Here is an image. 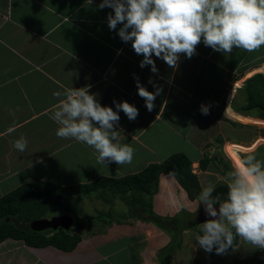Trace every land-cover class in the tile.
<instances>
[{
    "label": "crops",
    "instance_id": "1",
    "mask_svg": "<svg viewBox=\"0 0 264 264\" xmlns=\"http://www.w3.org/2000/svg\"><path fill=\"white\" fill-rule=\"evenodd\" d=\"M100 2L101 0H0V198L3 192L10 190L3 189L6 183L15 177L17 183H21L20 180L27 174L28 179H24L28 180L26 183L47 180L67 186L83 181V178L76 177V172L71 180L60 174L61 171H66L68 162L72 161L81 162L80 170L90 181L101 176L118 178L138 173L151 163L160 162L172 153L182 152L179 148L164 150L166 147L170 149L167 141L178 135V132L185 133L182 137L186 147L189 145L201 154L200 157L195 155L191 158L193 166L199 167V161L205 154L209 155L211 146L214 149L213 144L216 143L217 146L225 143L224 150L232 161L236 159L237 153L230 146L246 144V141H235L234 137L229 139L223 132L236 128L235 123L238 121L258 125L257 119L264 120L259 115H249L239 110H236V114H240L238 117L230 114L235 111L233 105L241 106V98L237 96L245 81L255 74H264V46L254 52L234 48L232 53L223 54L201 42L196 54L190 59L183 55L180 57L176 69L153 57L159 69L158 74H153L150 66L140 67L143 56L135 53L131 42L125 43L120 39L118 30L122 25L118 24L116 30L109 28L107 16L113 10L107 7L100 9ZM133 74L151 92H155V88L148 83L149 77L162 88L151 112L147 110L144 99L138 95ZM243 76L247 77L244 82H233ZM226 84H230L228 98V92L225 96L222 94ZM205 85L207 91H202ZM84 86H89L90 93L96 95L102 106H110L116 110L113 103L115 100L127 101L137 107L139 115L133 121L120 111L117 125L121 142L131 145L135 150L130 164H99L97 153L92 147L75 139L57 137L58 125L50 118L53 105L58 103L54 93ZM174 97H177L176 101H173ZM211 101H215L213 106ZM243 101L245 103L244 99ZM221 103L224 104L223 114H219L221 109L218 113L216 109L212 113ZM202 104L209 106V115L202 114ZM191 129L193 135H189ZM223 129L225 131L222 132ZM21 134L28 141L23 153L13 147L14 140L19 139ZM257 138L246 144L252 148L245 150V154H249L259 141H264L262 135ZM206 145L209 146L207 150L204 149ZM60 159L62 161L58 173H49L48 162ZM92 162L95 164L92 165ZM87 164L90 166H85ZM171 187L175 188L177 196L178 193L183 194L181 200L178 198L179 205L192 204L193 200L188 198V193L176 178L162 173L158 191L153 196L152 213L163 210L160 213L166 215L165 211L168 210H164L165 206L169 210L173 205L176 206L171 198ZM163 194L168 198H163ZM117 198L122 200L121 196ZM127 207L129 210L123 213L116 211L119 216L116 219L123 221L131 219L129 216H137L136 220L141 222L130 225L131 228L128 229L139 228L148 240L155 241L153 250H142L138 261L153 264L156 252L161 249L157 244L161 229L154 227L152 222L142 221L153 220L152 217L146 218L133 211L141 207ZM115 223L114 219L110 230L112 232L109 233L108 230L106 236L108 240L113 239L116 232H125L120 223ZM186 228L190 230L184 227L183 234L187 233ZM82 241L83 238L77 246ZM187 244L193 245L187 256L178 249L181 246L175 245L167 255L171 256L170 263L166 257L165 263L264 264V254L261 253L263 250L255 249L240 238L235 245L237 248L223 255L208 256L196 244L195 238ZM74 250L65 251L53 245L34 247L23 240L7 238L0 243V264H64ZM149 257L151 261H148Z\"/></svg>",
    "mask_w": 264,
    "mask_h": 264
},
{
    "label": "clouds",
    "instance_id": "2",
    "mask_svg": "<svg viewBox=\"0 0 264 264\" xmlns=\"http://www.w3.org/2000/svg\"><path fill=\"white\" fill-rule=\"evenodd\" d=\"M98 7L113 10L107 16L109 28L116 30L122 25L120 39L131 42L135 53L143 56L140 67L150 66L153 74L159 72L153 57L176 69L180 57L190 59L201 42L223 54L232 53L234 48L254 52L264 46V0H101ZM133 75L138 95L151 112L162 88L149 77L148 83L155 88L151 92ZM54 96L58 103L53 105L50 118L58 125L57 137L92 147L99 164L132 162L135 150L121 142L117 125L120 111L130 121L137 118L135 105L113 100L116 110L102 106L89 86L66 88ZM201 112L209 115V106L202 104ZM27 145L23 134L13 142L21 153ZM240 154L225 177L226 197L214 195L213 183L198 195L210 218L199 224L195 242L206 253L226 254L237 248V238L264 250V160L255 154Z\"/></svg>",
    "mask_w": 264,
    "mask_h": 264
},
{
    "label": "rangeland",
    "instance_id": "3",
    "mask_svg": "<svg viewBox=\"0 0 264 264\" xmlns=\"http://www.w3.org/2000/svg\"><path fill=\"white\" fill-rule=\"evenodd\" d=\"M245 78H247V77L243 76L242 79H239V80H236L233 82H236V83L242 82L243 80H246ZM230 84H231V82H230ZM230 84H226V86L223 87V91H222V94H224V96L228 92L227 98L229 95ZM260 86H261V84H260ZM254 89L256 91V88H254ZM202 91H207L206 85L202 89ZM257 92H260V93L262 92V94H260V96L264 97V90H258V91H256V93ZM237 97L241 98V100H240L241 106H245L247 103V100H246L245 93L242 92V89H241L240 95ZM243 99L245 100V103H244ZM176 100H177V97H174L173 101H176ZM226 101H227V99L224 102L226 103ZM214 102L215 101L210 102L211 106L214 105ZM216 107L214 108L212 113L215 112V109H216L217 113L221 109L219 114L220 113L223 114L224 111L222 109L224 108V104H222V103L219 104L220 108L219 107L216 108ZM233 107H234L235 111H233L230 114L238 117L240 114H236V112H237L236 111L237 109L235 108L236 106L233 105ZM239 111H241V110H239ZM259 112H261L259 108H255V109H252V110L247 111V112L244 111V113H247L249 115H254V116L255 115L258 116ZM244 118H246L245 115H244ZM203 119H205V118H203ZM257 121L259 122L258 125L254 124V123H250L252 125H249V124H245V123L238 121L235 123V127L237 129L231 128L233 130H230V131L226 130V132H223V131H225V129H223L222 132L225 136L230 137L229 139H232L231 137H234L235 141L240 142L242 139L243 141L244 140L246 141L245 142L246 144H250L252 141H255L257 137L260 138L261 135L264 137V120L257 119ZM202 124L204 125L203 122H202ZM238 124L240 126H238ZM198 131H201V129H198ZM178 133H179L178 135H174V137L171 140L167 141L168 142L167 146L170 149H168L166 147V148H164V150L172 151V149H178L179 148V149H182V152L187 154L190 158H192L195 155L200 157V155H201L200 152L190 148L189 145H188V147L185 146V142L183 141L184 138L182 137L183 135H185V133L184 132L183 133L178 132ZM192 133H193V131L191 129V132L189 133V135H193ZM213 141L215 143V139ZM219 143H221V141H219ZM216 144H213L214 149H212V146H211L210 152H208L209 155L211 154V156H209L208 154H205L203 157V158H205V156H208L209 158H211V160L209 162H207L206 168L200 167V164H199V167L197 165H195V166H193V164L191 165L192 172H195V174H196V177L192 179L193 190L189 191L186 188H184V187L183 188L185 189V192L188 193L187 194L188 198L191 199V201L193 200L192 204L182 205V206L179 205L178 204V198H179V200H181V198H182L181 195L183 196V194L178 193V196H177V194H175V192H174L175 188L171 187V190L173 191L171 193V195H172L171 198L176 203V206L173 205V208L170 210L168 209L167 206H165L164 210H168V211H165L166 215H164L163 213H160V211H163V210H155L156 212H153L154 213L153 214L152 213V207H154V206L145 207L147 210L151 211L149 213L147 212L146 209H142V208L141 209H139V208L133 209V211H135V213H137V214L144 215V216H146V218L147 217L153 218V220H151V219L142 220L143 222H145V223L152 222L154 227L157 226L158 228L161 229L160 230L161 233L159 235L161 237L158 238L159 242H157V244L160 245V246L159 245L158 246L161 249L160 250L158 249L159 251L156 252V254H155L156 257L152 260L153 264H166L165 263V257L167 258V261L170 263L171 256L170 255L167 256V255L169 253V250H173L174 246L178 245L177 242L180 243L179 247L181 246L178 249H180L181 253L184 252L183 254L185 256H187L188 251L193 247L192 244L188 245L187 242L193 241V238H195V235L198 232V226L200 223H198V224L194 223V226H192L191 228L188 227V229H190V230H187V228H186V230H187L186 234H183V232L181 231V235L178 232L179 227L185 225L186 222H189V221L193 220V218L197 217V214H198L199 209L201 207V205L199 204V201H198V195L201 192L202 188L204 186H206L208 183H213L216 186L221 185L222 183H225V177H226L227 172L229 171L228 167L230 166V163L227 160V158H229V157H228V155L227 156L224 155L225 154L224 153L225 143L219 144V146H217ZM246 144L238 143V145L230 146V148L233 147V149L237 153L236 159L231 161L232 166H233L234 162L236 160L240 159V157L242 156L240 154V152L243 154L242 150H244V153H245V150H250L252 148L251 145H246ZM208 147L209 146L206 145L204 149L207 150ZM250 153L255 154L257 159L264 160V141H262V140L259 141V143L255 146V148L250 151ZM246 154H248V153H246ZM214 157H216V158H214ZM163 160H164V158L162 159V161ZM61 161H62V159H60L59 161H56V162H50L49 161L48 164L50 166L48 165V168H47L48 172L49 173H54V172L58 173ZM162 161H160V162H162ZM65 164H66V162H65ZM94 164H95V162H92V165H94ZM63 165H62L61 169L63 168ZM80 166H81V162H79V161L68 162L67 167H66V171L65 172L61 171L60 174L63 177L67 178L68 180H71L74 178V175L76 172L77 178H79V179L83 178V181L76 183L77 185L88 184V183H90V182H92L98 178V177L95 179L92 178L94 180H91V181L87 180L88 177L83 175L82 171L80 170ZM85 166L89 167L90 165L88 166V164H87ZM200 168H201V170H200ZM28 175L29 174L24 175L22 180H20L21 183H17L18 182L17 177H15V179H13L12 181L6 183L3 186V189H10V190L7 192H3L2 195L10 193L14 189H16L19 186H21L22 184L26 183L28 180H24V179L25 178L28 179ZM51 179L53 180V178H51ZM61 181H64V180L61 179ZM64 182H66V181H64ZM80 194H81L80 195L81 197L79 198L78 202H76V204H74L71 200L70 201L68 200V201H64L63 205H58L54 208L56 211L58 210V212L64 211V212L71 213L74 215V225L71 227V229H68V232H70V230H71V232H79V234L83 238V241L78 246H76L77 248L75 247L74 248L75 250L68 255L67 261L64 264H144L143 262H141V260L138 261V258H141V257H139V254L144 249L152 251L153 247H154L153 243H155V241H153L152 239L148 240L147 237H145V235L143 233H141L139 228H134L133 230L128 229V228H131V226L134 225L136 222H138V223L141 222V221L136 220L137 216H129V218H131V219H129V220L123 219V221L122 220L118 221L117 219H115L116 223H120L122 225L121 228H124L125 232L121 231L123 234L116 232L115 234H113L114 238L113 239L109 238V240L106 236H107L108 230H109V233L112 232V231H110L113 227V226H111L112 223L109 226H106L104 224V221H101V220L100 221L99 220H95V221L85 220L84 221L82 219V218H84V216L89 215V214H92V215H94V217H96L99 214H101L103 212V210L108 212L110 209H112L114 212L120 211L122 213L125 210L128 211L129 209L127 206L129 204H128L127 200L125 201V200H123L124 198H122V200L124 201L123 202L122 200L117 198L118 196L119 197L121 196V195H118L117 197L113 198V200H112L113 205H112V203H111L112 196L109 197L108 195L105 194L102 197H99L100 196L99 192H97V194L95 192H93L91 195H87V194H84L82 192H80ZM145 197L147 199L149 198L148 195H146ZM163 198L166 199L168 197H166L164 195ZM108 200H110V202ZM74 205H75V210L73 209ZM161 205H165V204L161 203ZM176 207L178 208V210H174ZM103 214L108 216V214L106 212H103ZM79 218H81V219H79ZM78 219L80 221H84L83 226L79 227V224H81V223H80V221H78ZM12 220H13V222H16V220H17L25 228H27V226L32 222V220H29L26 218L17 219L14 217ZM160 223H164L166 226L164 227ZM29 226L31 229V224ZM149 228H151V227H149ZM58 230H63V229H58ZM182 234L184 236V240H183ZM118 235H120V236H118ZM176 238H178V239H176ZM174 239H175V241H174ZM261 253L264 254V250ZM147 259H148V261H151L150 257ZM185 261L188 262V259L185 258ZM61 262L63 263V260ZM171 264H172V261H171Z\"/></svg>",
    "mask_w": 264,
    "mask_h": 264
},
{
    "label": "trees",
    "instance_id": "4",
    "mask_svg": "<svg viewBox=\"0 0 264 264\" xmlns=\"http://www.w3.org/2000/svg\"><path fill=\"white\" fill-rule=\"evenodd\" d=\"M254 88H256V91L264 90V74H255L245 81V84L240 88V93L242 89V92L246 95L247 103L245 106H236L235 108L245 112L259 108L261 111L259 112V116L264 118V97L260 96L262 92L256 93ZM210 160L211 158L208 156L202 158L199 161L200 167L206 168L207 162ZM191 165L192 160L187 154L175 152L162 162L149 164L138 173L128 174L118 178L101 176L84 185L62 186L47 180H37L22 184L0 198V243L7 238H15L23 240L29 246L44 247L53 245L65 251H71L82 240L79 232H71V230L68 232L65 229L33 231L29 225L25 228L17 220L13 222L12 219L14 217L17 219L26 218L33 221L48 215L50 212H58L54 208L58 205H63L64 201L71 200L76 204L81 197L80 192L87 195H91L93 192L96 194L99 192V197L105 194L109 197L112 196V205L113 198L121 195V198H124L123 200L125 201L127 200L130 207L136 206L146 209L145 207L153 206V196L158 191L159 179L162 173L172 175L182 187L192 191V179L196 177V174L192 172ZM226 193V183L216 186L214 195L219 194L223 198ZM146 195L149 196L148 199L145 197ZM108 201L110 202V200ZM200 208L204 209L203 204H201ZM73 209L75 210V205ZM110 210L108 212L103 210L108 216L102 212L96 217L86 215L84 216L85 219H82L84 221L101 220L108 226L114 219L119 217L116 212L112 209ZM147 212L149 213L151 211L147 210ZM79 219L78 221H80ZM84 221H80L81 224H79V227L83 226ZM194 223L198 224L196 219L179 227V234L181 235L184 227L191 228L194 226ZM160 224L164 227L166 226L164 223ZM238 240L239 238L234 242L235 245H237ZM177 243L178 245L180 244L179 242ZM215 254V251L207 253L208 256H214Z\"/></svg>",
    "mask_w": 264,
    "mask_h": 264
},
{
    "label": "water",
    "instance_id": "5",
    "mask_svg": "<svg viewBox=\"0 0 264 264\" xmlns=\"http://www.w3.org/2000/svg\"><path fill=\"white\" fill-rule=\"evenodd\" d=\"M226 195L223 196V198ZM218 209V205H215ZM210 217L206 216L204 209H199V212L196 217V221L198 223L204 222L206 219ZM74 224L73 215L67 212H54L43 216L39 219H36L31 222V228L34 231H43L46 229L57 230L59 228H63L65 230L70 229Z\"/></svg>",
    "mask_w": 264,
    "mask_h": 264
},
{
    "label": "flooded vegetation",
    "instance_id": "6",
    "mask_svg": "<svg viewBox=\"0 0 264 264\" xmlns=\"http://www.w3.org/2000/svg\"><path fill=\"white\" fill-rule=\"evenodd\" d=\"M64 212V211H63ZM46 230H51V229H46ZM45 231V230H44Z\"/></svg>",
    "mask_w": 264,
    "mask_h": 264
},
{
    "label": "bare ground",
    "instance_id": "7",
    "mask_svg": "<svg viewBox=\"0 0 264 264\" xmlns=\"http://www.w3.org/2000/svg\"><path fill=\"white\" fill-rule=\"evenodd\" d=\"M32 54V53H31Z\"/></svg>",
    "mask_w": 264,
    "mask_h": 264
}]
</instances>
